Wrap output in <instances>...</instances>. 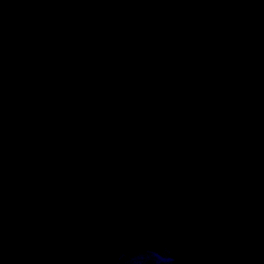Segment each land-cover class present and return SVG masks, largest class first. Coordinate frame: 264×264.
<instances>
[{"label": "water", "instance_id": "95a60500", "mask_svg": "<svg viewBox=\"0 0 264 264\" xmlns=\"http://www.w3.org/2000/svg\"><path fill=\"white\" fill-rule=\"evenodd\" d=\"M264 264V0H0V264Z\"/></svg>", "mask_w": 264, "mask_h": 264}, {"label": "clouds", "instance_id": "9594fccd", "mask_svg": "<svg viewBox=\"0 0 264 264\" xmlns=\"http://www.w3.org/2000/svg\"><path fill=\"white\" fill-rule=\"evenodd\" d=\"M182 255L178 242L168 239L162 245H119L109 257V262L110 264H175Z\"/></svg>", "mask_w": 264, "mask_h": 264}]
</instances>
